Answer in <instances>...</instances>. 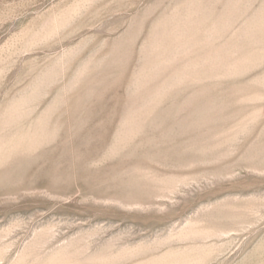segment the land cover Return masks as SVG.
<instances>
[{
    "label": "rangeland",
    "instance_id": "1",
    "mask_svg": "<svg viewBox=\"0 0 264 264\" xmlns=\"http://www.w3.org/2000/svg\"><path fill=\"white\" fill-rule=\"evenodd\" d=\"M0 264H264V0H0Z\"/></svg>",
    "mask_w": 264,
    "mask_h": 264
}]
</instances>
